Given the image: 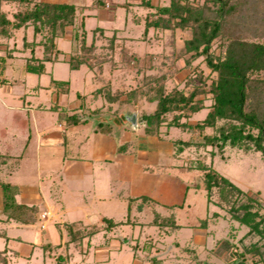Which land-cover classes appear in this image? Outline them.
Returning a JSON list of instances; mask_svg holds the SVG:
<instances>
[{"label":"rangeland","instance_id":"rangeland-1","mask_svg":"<svg viewBox=\"0 0 264 264\" xmlns=\"http://www.w3.org/2000/svg\"><path fill=\"white\" fill-rule=\"evenodd\" d=\"M72 1L85 5L95 2ZM118 1L120 0H109L108 5H112L110 8H89L92 12V15L86 17L89 43L94 28L107 27L105 34L110 36L116 28L119 40L122 37L129 38L126 42L131 51L146 55L143 62L146 73L165 72L168 75L166 90L178 87L189 91L192 83L188 82L187 76L194 78L193 67L202 71L205 76L208 75L207 84L216 76L210 75L204 57H199L188 67L185 66L183 57L177 58L176 51L173 53L172 50L183 47L185 38L189 36L188 32L177 30L172 34L170 30L150 29L144 37V25L131 22L126 9L118 6ZM161 3L167 2L162 0ZM4 8L9 11L15 9L13 5ZM109 12H115L116 17L109 19L113 17L111 14L109 18L106 16ZM138 13L144 14V11L139 8ZM71 33L69 27L67 38H58V47L64 51L63 58L58 62H47L46 71L41 75L25 70L31 50L26 48L23 36L31 42L33 28L19 32L9 41L8 47L13 50V57L0 66V77L20 80L16 85L0 83V125L8 126V135L0 137V181L19 185L21 194L18 201L37 203L40 211L47 208L40 204L44 196L53 211L51 214L48 211L39 214V221L31 227H19L14 222H5V217L0 214V234L6 232L12 238L7 243L6 238L0 235V250L6 246L9 248L12 252V264H226L213 251L217 242L230 238L241 245L240 239L249 228L232 219L225 209L208 201L206 190L196 185L197 177L200 178L199 184H202L200 172H182L180 166H174L177 161V164L185 163L183 157L173 160V167H176L173 170L166 168L167 172L164 168L166 166H161L165 175L172 180L166 181L167 183L157 180L152 182L148 193L134 196L136 188L122 180L108 177L104 183L108 191L107 198H94L93 180L79 171L82 164L78 161L85 152L82 146L89 148V145L81 141L85 142L86 135L91 134L92 127L97 125V118L94 116L89 124L80 126L79 135L71 132L64 134L58 129V125H64L65 115L74 112L82 102L77 96L78 92L89 96L86 113L97 108L101 109L100 114L109 113L110 105L103 97H94L92 94L93 89L103 85V82L95 84L94 71L86 66L70 68L66 56L74 47ZM36 39L40 40L41 37L37 36ZM101 41L107 43L106 40ZM102 42L99 40V46ZM36 49L37 56H42V47ZM7 52L8 49L0 50V55ZM118 56L120 60V55ZM122 66L111 69L112 66L108 63L104 67L107 69L104 75L110 79L113 89L128 91L140 83L143 71L137 72L132 62L126 65L123 61ZM51 78L69 81V93L57 98L50 83ZM210 103L211 99H206V104ZM111 106L116 112L121 110L125 114L136 113L138 125L141 114L144 111L152 112L155 103L140 99L139 103L128 107L119 103ZM12 109H19L18 111L27 114V129H21L18 124L11 125ZM206 114L205 108L189 121L201 120ZM118 127L115 126V130ZM162 129L168 132L167 137L171 139L187 137L186 133L177 128L165 125ZM193 136L197 137L195 134ZM121 150L122 147L119 146L118 151ZM184 154L190 160L200 159L213 165L219 173L243 190L258 192L264 200V157L260 152L228 146L221 153L217 148L193 146L186 149ZM158 170V167H153L151 171L160 174L161 171ZM188 184L193 186L188 189ZM59 187L61 190L57 196L52 189ZM111 192L116 196H110ZM1 204L0 187V209ZM64 206L68 207V211L60 214L58 209L61 210ZM87 213L91 215V220L88 221L90 223L100 222L104 226L101 218H110L122 224L111 228L102 227L100 232L83 239L80 244H69L65 224L79 221ZM173 220L180 225L179 228L172 226ZM46 224L48 226L43 228ZM19 236L24 240H18ZM47 240L51 241L49 246L45 244ZM257 259L258 255L248 256L250 264H264L256 261Z\"/></svg>","mask_w":264,"mask_h":264},{"label":"trees","instance_id":"trees-1","mask_svg":"<svg viewBox=\"0 0 264 264\" xmlns=\"http://www.w3.org/2000/svg\"><path fill=\"white\" fill-rule=\"evenodd\" d=\"M161 1L126 0L120 6L134 13L133 22L144 25V37L150 29L170 30L172 34L177 30L188 32L183 47L172 51H176L177 58L183 57L188 67L199 57H204L210 75H216L209 84L208 75L205 76L193 67L194 78L187 76L188 82L192 83L189 91L178 87L166 90L168 75L165 72L146 73L147 69L143 67L146 55L131 51L126 42L129 38L122 37L119 40L117 29L110 36L105 34V29L97 27L89 43L84 16L79 17V7L65 1L0 0V50L8 49L6 54L0 55V66L13 55L7 40L18 30L32 26L34 37L41 36V39L37 43L35 40L26 42L24 38L25 46L31 48L25 70L41 75L46 71V62L59 60L63 51L58 48L57 38L67 36L68 28L71 27L74 47L67 60L70 68L86 66L98 70L95 79L98 83L103 82V85L92 94L94 97H103L110 105V112L100 114L101 109L97 108L86 113L87 96L78 93L82 104L71 114L65 115L62 122L64 126L69 128L85 124L95 116L96 131L111 133L118 123L128 124L124 111L116 112L112 104L119 103L128 107L139 103L140 99L155 103L152 112L144 111L140 116L139 123H142L144 133L161 136L165 125L186 133V138L172 140L176 156L186 160L182 168L200 172L202 184L196 185L206 190L208 201L225 209L232 219L249 228L240 239L241 245L230 238H223L217 242L214 253L226 264H250V254L258 255L256 261L264 263V200L260 194L243 190L211 164L180 155L193 146L217 148L221 153L229 146L258 151L264 157V0H164L166 4ZM94 3L97 7H103L105 0H95ZM12 5L15 8L12 11L4 8ZM135 7L142 9L144 14L135 11ZM99 40L100 43L101 40L107 43L102 42L99 46ZM36 44L43 47L42 57L35 55ZM123 61L126 65L132 62L137 72L143 71L140 83L128 91L113 89L110 79L103 75L106 64L109 63L111 69H118ZM0 83L16 85L20 80L0 77ZM50 83L57 98L70 91L69 81L51 78ZM208 98L211 99L209 105L206 104ZM205 108L207 114L203 119L189 121ZM25 114L14 110L11 125L18 124L21 129H27L29 119ZM169 115L172 117L169 118ZM7 135L8 126L0 125V137ZM0 187L1 215L6 216L8 221L24 225L39 221L40 210L37 205L17 200L18 185L0 181ZM215 215L218 213L215 212ZM103 222L104 226L97 223L84 224L82 221L66 223L68 243L80 244L83 239L100 232L102 227L111 228L122 224L110 218H103ZM160 224L162 226L163 222ZM171 224L180 227L174 220ZM0 235L8 243L10 238L4 232ZM0 264H12V254L7 246L0 250Z\"/></svg>","mask_w":264,"mask_h":264},{"label":"crops","instance_id":"crops-1","mask_svg":"<svg viewBox=\"0 0 264 264\" xmlns=\"http://www.w3.org/2000/svg\"><path fill=\"white\" fill-rule=\"evenodd\" d=\"M47 1H51V2H64L65 1V2L74 3V1H72V0H47ZM125 1L126 0L118 1L117 2L118 6H120V4L124 3ZM108 3H109V0H105V5L103 7L110 8L112 5H108ZM75 4L79 7V17L81 18L82 16H84L85 26H86V17L92 15V12L89 11V8H94V7H96V5H95V3H92L91 5L78 4V3H75ZM123 8H125V7H123ZM136 9L138 12L139 8H136ZM126 12H127V9H126ZM110 14L113 16L112 18H109ZM106 16L109 19H113L116 17V14H115V12H109V13H107ZM133 16H134V13L127 12V17H129V20L131 22H133V19H132ZM140 24H142V23H140ZM29 28H33V27L30 26L26 29L23 28V29L18 30L12 38L7 40V43H9V41L13 40L17 36V34H19V32L21 33V31H23V30L26 31ZM101 28L105 29V32H107V29H106L107 27H101ZM93 30H92V35H93ZM36 38L34 37V32H33V40L32 41L35 40L38 43L39 40H37ZM59 38H61V37H59ZM63 38H67V36H65ZM23 39H24V36H23ZM26 42H29V41L26 40ZM24 44H25V39H24ZM57 45H58V38H57ZM36 47L39 48L42 46L39 44H36V46L34 47L35 55L37 56ZM26 48L27 49L29 48L31 50L30 47H26ZM42 49H43V47H42ZM63 54H64V51L62 54H60L58 61H60L63 58ZM42 56H43V54H42ZM42 56H37V57H42ZM12 57H13V55H12ZM68 58H69V54L66 56V60H68ZM58 61H56V62H58ZM105 67H106V65H105ZM104 70L105 71H104L103 75L106 74V72H107L106 68ZM92 71H94V73H95L94 74V78H95L98 70L93 69ZM107 79H109V78H107ZM96 83H97V85L99 84L97 81H95V84ZM97 87H99V86H97ZM95 89H93V91ZM53 90H54V87H53ZM83 95L87 96L86 103H87V101L89 102V96L87 94H83ZM81 104H82V102L79 105H77V108ZM14 110H19V109H12V111H14ZM87 124H89V122L85 123V124H78V125H75V126H72L69 128H66L64 125L59 124L58 129L64 134H68L69 132H71L74 135H79L80 132H79L78 128L80 126H86ZM128 124L131 126L130 128L128 127ZM128 124L123 125L121 123H118L117 126H119L118 127L119 129H117V130L114 129L111 133L98 132V131H96V126L92 127V132L90 135H86L85 142L81 141V143L89 145V148L87 149L84 146H82V148H83V150H85V152L83 153V156H81V158H79V161H78V163L82 164V166L80 167L81 170H79V171L84 172L88 178L93 180V185H92L93 189H94L93 196L96 200H105L107 198V195H108L107 192L108 191L106 190L104 183H106V180L108 179V177H111L113 179L122 180V181L128 183L130 185V187H133L134 189L136 188L137 192L134 194V196L140 195L141 193H148L149 192L148 189H149L151 183L156 181V180L160 181V183H162V181L163 182L165 181V183H167L166 181L172 180L171 177L165 175V172L162 171L163 169L161 168V166L165 165L166 166V167H164L165 170H167V169L173 170L174 168H176V167H173V164H172L173 160L175 158H178V156H176V154H175V149L173 146L172 140H174V139L168 138L167 137L168 132H166V131L164 132L163 129H162L163 133L161 134V136H151V135H147L144 133V128H143L142 124L139 123L136 126H133L130 123H128ZM140 125L142 127H140ZM61 127H63V128H61ZM119 146H121V147L123 146L121 151H118ZM185 152H186V149L183 152H181L180 155H185L184 154ZM75 158H77V157H75ZM177 162H176V165L174 164V166H177V167L180 166L179 168L182 172H185V171L189 172V170L182 168V164H179V163L177 164ZM153 167H158V169L161 171V173L157 174L156 172H152L151 170L153 169ZM194 171H196V170H194ZM167 172H168V170H167ZM199 181H200V178L197 177L196 184L199 183ZM192 186H193V184H188L186 187L189 189ZM52 190L57 194V196H59L58 194L60 193V190H61L60 187L57 189H52ZM20 194H21V190H20V186H19V192L16 195V198H18V196ZM110 194H111L110 196H114V197L116 196L115 194H113V192H111ZM119 196H121L120 193H119ZM44 198L45 197L43 196L42 197V203H40V204H44V206H46L47 208L42 209L40 211V214L42 212H47V211L50 212V214H51L53 211L49 206L50 205L48 203L49 201L46 198H45L46 200H44ZM53 198H55V197H53ZM26 204L37 205L38 207H40L37 203H31V204L26 203ZM58 210L61 214V212L64 213V212L68 211V207L64 206V207H62L61 210L60 209H58ZM99 213H101V212H99ZM4 217L5 218H3V219H5V222H14V221H8L6 219V216H4ZM90 220H91V215H90V213H87L85 215V217L79 221H82L84 224H92V223L88 222ZM101 221H103V218H101ZM14 223H16V222H14ZM98 224L102 225V223H100V222ZM16 225H18L19 227H31L32 225H35V224L24 225V224L16 223ZM47 226L48 225L46 224L43 228H46ZM4 233L6 234L7 237L10 238L9 239V241H10L12 238L10 236H8L6 232H4ZM17 239L18 240H24L20 236ZM48 243H51V241L47 240L45 242V244H48ZM9 253L12 254V252H10V250H9Z\"/></svg>","mask_w":264,"mask_h":264},{"label":"water","instance_id":"water-1","mask_svg":"<svg viewBox=\"0 0 264 264\" xmlns=\"http://www.w3.org/2000/svg\"><path fill=\"white\" fill-rule=\"evenodd\" d=\"M126 121L133 126L137 124V114L136 113H127L125 115Z\"/></svg>","mask_w":264,"mask_h":264},{"label":"built area","instance_id":"built-area-1","mask_svg":"<svg viewBox=\"0 0 264 264\" xmlns=\"http://www.w3.org/2000/svg\"><path fill=\"white\" fill-rule=\"evenodd\" d=\"M44 227V226H43Z\"/></svg>","mask_w":264,"mask_h":264}]
</instances>
